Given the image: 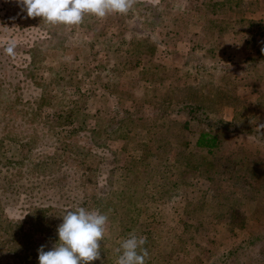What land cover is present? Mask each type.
I'll return each mask as SVG.
<instances>
[{"label": "rangeland", "instance_id": "rangeland-1", "mask_svg": "<svg viewBox=\"0 0 264 264\" xmlns=\"http://www.w3.org/2000/svg\"><path fill=\"white\" fill-rule=\"evenodd\" d=\"M211 48L213 53H209ZM262 49L264 0H136L126 15L104 19L86 15L81 24L69 28L27 18L15 0H0V128L1 132L9 130L0 132L1 136L17 133L41 140L40 146L32 145L35 157L49 163L53 154L59 157L49 145L51 137L67 134L59 125V114L64 118L71 113L90 125L96 118H129L136 125L125 149L118 141L98 148L89 134L60 138L69 145L60 156L68 160L74 145L82 146L85 156L78 164L72 154L69 170L53 186L47 183L52 175L19 177L16 168L1 171L0 264H25L26 255L36 247L51 250L58 242L56 230L62 216L84 203L89 211L100 212L102 204L110 209L105 213L108 222L100 242L101 259L91 264H116L115 249L130 233L147 237L146 264H264V181L238 177L235 196L246 192L248 198L241 201V218L234 223L214 221L189 206L202 197L208 184L199 178L191 180L190 171L185 173L175 164L177 151L189 148L194 138L193 127L184 124L186 118L173 114L178 105L188 103L201 106L213 119L230 122L235 117L237 126L264 131ZM152 52L157 67L152 64L143 72L126 70L121 75L120 67L113 68L123 59L127 62L136 54ZM249 72V86L232 81ZM151 77L153 82L141 80ZM43 87L41 113L22 117V110L13 109L15 102L39 101ZM166 118L172 133L168 148L164 142L168 170L145 182L146 169L137 165L131 175L135 186L124 190L125 159H138L139 146L148 136L146 129L159 132ZM221 136V154L241 146L255 153L264 166V143L253 134L225 131ZM25 152L7 138L0 144L1 160L18 163ZM200 156L199 174L209 177L217 156L205 150ZM222 172L232 175L234 170ZM4 177L10 179L11 187L5 188ZM187 181L192 185L184 197L171 194ZM127 195L139 201L133 213L130 203L122 201ZM254 199L262 205L255 207ZM39 209L45 210L43 222L49 225L45 230H37ZM16 233L25 237L19 247L14 242ZM256 236L257 241L249 242ZM33 238L45 244L32 246Z\"/></svg>", "mask_w": 264, "mask_h": 264}, {"label": "trees", "instance_id": "trees-1", "mask_svg": "<svg viewBox=\"0 0 264 264\" xmlns=\"http://www.w3.org/2000/svg\"><path fill=\"white\" fill-rule=\"evenodd\" d=\"M212 48L209 50V53H213ZM257 54H261L260 51H257ZM263 55V54H262ZM148 56V57H147ZM153 52L146 54H136L129 58V61H121L115 65L113 68L117 71L119 69L118 75H121L124 71H136L143 72L145 69H149V67L154 65L153 61ZM127 60V59H126ZM143 62V63H142ZM142 63V64H141ZM146 63V64H145ZM155 66V65H154ZM157 67V66H155ZM122 69V70H121ZM174 70V69H171ZM170 70V72H171ZM159 78V77H155ZM251 78V73H247L244 77H233L232 81H236L237 84L240 86L246 87L249 86V81L247 79ZM149 82H153L154 78L151 77L150 79L145 78L141 79ZM247 82H246V81ZM163 80H158V82H162ZM239 82V83H238ZM236 85V87H239ZM44 94H46L45 87L42 88V95L39 101L30 102L26 104H20L18 102L13 103V109H17V111H21V116H25V114H34L41 113L40 109L44 101ZM86 98L85 95L82 96ZM88 98V97H87ZM72 100V99H71ZM36 105V106H35ZM34 106V107H33ZM69 109L70 107L66 105ZM38 109V110H37ZM16 111V110H15ZM39 111V112H38ZM71 112V110H70ZM14 114H18L13 112ZM173 114H182L186 118L185 125L188 126L190 129L193 127V134L194 141L189 148H185L182 151H177L175 157V164L179 166L183 172L190 171L188 174L191 177V180L194 179H203V181L207 182L208 188L203 192L202 197L198 199L194 204L190 205L191 207H195L198 211H201L204 214H207L210 218L217 222H226L234 223L235 220L241 218V201L248 198L247 193H243L242 196L236 197L234 187L238 180V177H248V178H261L264 181V166L261 161L256 160L255 153L244 149L243 147H237L236 149L232 150L231 152L223 155L220 153L224 142L222 141V134L226 132H238L245 134L246 136H251L253 134V138L258 142L264 143V131H253L250 132L249 125H246V129L243 128L241 125H236V119L229 121H225L219 118H212L207 115L204 109L201 106L191 105L188 103H182L178 105L176 109H174ZM74 115L70 113V115H66V117H62L60 114L58 115L59 125L67 129V134L63 137L60 133H55L51 139L53 142L49 143L50 147L54 149L53 151H57V156L55 157L54 154L49 157L50 162L45 163V161L40 160L39 158L35 157L34 148L32 145H41L42 141L34 138V137H23L17 133H13L11 136H1L0 135V144L6 138L7 140L14 142L20 145L21 148L25 149V153H23L18 160V163L15 161H6L0 159V179L3 177L1 171L5 169H18V173L16 176L22 177L23 174L26 175H33L35 177L43 176L50 177V181L47 182L50 186L57 184L63 175V172L69 170L68 161L71 159V155L73 154L77 160H81L85 154L82 152V146L77 147L76 145L72 146L73 148L70 149V156L67 160L65 157L60 156V153H64L65 148L68 147V143L64 140L60 141V138H69L70 136H77L82 134H89L93 139L97 141L94 142L96 147L104 148L108 145V142L111 141H118L121 142L122 148L125 149L127 143L130 138L131 132L136 128V125L133 119L125 118L121 120L111 121L110 119H97L93 124H89L88 120L73 118ZM165 127L162 130H157V128H147L146 131L148 133L147 139L144 143L140 144L141 155L138 159L134 161H128L125 159V174L122 175V178L125 180L124 190L130 191L135 185H132V177L131 175L134 174L133 171L138 168L137 165H142L146 170V177L144 180L145 182H150V180L154 176H158L161 173H165L169 168V162L167 158V153L164 150L165 143L166 147L168 144H171V128H169L170 121L166 118L165 119ZM192 130V129H191ZM9 130L5 129L4 132L7 133ZM160 135V136H158ZM55 136V137H54ZM49 139V138H48ZM48 139H42L44 143H48ZM48 141V142H47ZM61 142V143H60ZM165 142V143H164ZM79 146V145H78ZM168 148V147H167ZM205 150L210 154H216L215 159V169L214 173L209 177H204L202 174H199V170L202 167V158L200 156V151ZM55 153V154H56ZM59 153V154H58ZM75 161V162H76ZM81 161L78 163L80 164ZM3 164L7 166L3 167ZM233 169L234 173L232 175H226L222 171L223 169ZM20 169V170H19ZM82 172V171H81ZM54 176V177H53ZM217 178V179H214ZM138 181V177L136 178ZM134 180V181H136ZM4 182L6 183L5 188L11 187L10 179L4 177ZM89 184L92 183L90 180ZM192 181H187V183L182 184L180 189L177 193H171L172 195H176V197H184L186 192L185 189L187 187L191 188ZM4 190V189H1ZM113 190V191H112ZM181 191V192H180ZM115 193L114 189L111 188L110 194ZM167 191L165 194H167ZM133 195H127L124 200H127L131 205L130 212L133 213L135 210L133 206L139 201H135ZM255 200V199H254ZM253 200V201H254ZM263 202L258 201L256 203L255 200V207H259L262 205ZM259 204V205H258ZM87 204H83V207ZM115 206V205H114ZM188 206V204H187ZM115 208V207H114ZM100 212L105 214L109 213L110 209L106 206V204H102L100 206ZM115 209L111 210V213H114ZM44 209H39V227L37 230H45L49 225L43 222L44 216ZM259 211H256L258 213ZM242 221H245L241 219ZM29 224V223H28ZM30 232V231H29ZM264 234V233H262ZM261 235V234H260ZM45 239V238H42ZM259 237H254L249 239V242L253 243L257 241ZM25 237L21 234L18 235L17 233L14 236V242L19 247L24 243ZM254 240V241H253ZM44 241V240H42ZM37 242L33 238L32 246L35 245H43L45 243ZM264 249V246H261ZM35 252V253H34ZM34 253V254H33ZM33 253L27 254V262L25 264H38V248L33 251Z\"/></svg>", "mask_w": 264, "mask_h": 264}, {"label": "clouds", "instance_id": "clouds-1", "mask_svg": "<svg viewBox=\"0 0 264 264\" xmlns=\"http://www.w3.org/2000/svg\"><path fill=\"white\" fill-rule=\"evenodd\" d=\"M27 18H40L49 25L66 28L79 25L85 16L104 19L111 14L126 15L136 0H15ZM264 52V49L261 50ZM261 127H264L262 125ZM108 217L84 207L68 211L57 228L58 242L49 251L38 249V264H91L101 259V244ZM147 237L130 233L117 253L116 264H146Z\"/></svg>", "mask_w": 264, "mask_h": 264}, {"label": "crops", "instance_id": "crops-1", "mask_svg": "<svg viewBox=\"0 0 264 264\" xmlns=\"http://www.w3.org/2000/svg\"><path fill=\"white\" fill-rule=\"evenodd\" d=\"M228 120V119H227ZM229 121V120H228Z\"/></svg>", "mask_w": 264, "mask_h": 264}]
</instances>
